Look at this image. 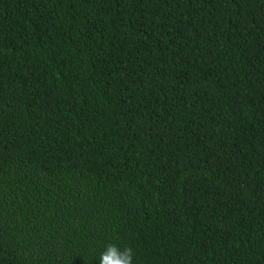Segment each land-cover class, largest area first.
<instances>
[{
    "label": "trees",
    "instance_id": "16d2710c",
    "mask_svg": "<svg viewBox=\"0 0 264 264\" xmlns=\"http://www.w3.org/2000/svg\"><path fill=\"white\" fill-rule=\"evenodd\" d=\"M264 264V0H0V264Z\"/></svg>",
    "mask_w": 264,
    "mask_h": 264
},
{
    "label": "clouds",
    "instance_id": "9594fccd",
    "mask_svg": "<svg viewBox=\"0 0 264 264\" xmlns=\"http://www.w3.org/2000/svg\"><path fill=\"white\" fill-rule=\"evenodd\" d=\"M98 257L99 264H133L134 253L131 247L109 243Z\"/></svg>",
    "mask_w": 264,
    "mask_h": 264
}]
</instances>
